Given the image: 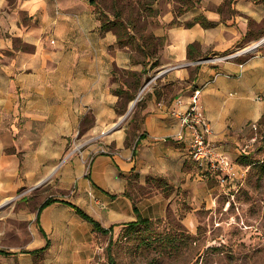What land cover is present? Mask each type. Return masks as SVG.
I'll list each match as a JSON object with an SVG mask.
<instances>
[{
    "label": "crops",
    "instance_id": "crops-1",
    "mask_svg": "<svg viewBox=\"0 0 264 264\" xmlns=\"http://www.w3.org/2000/svg\"><path fill=\"white\" fill-rule=\"evenodd\" d=\"M195 5L179 15L168 0L151 6L160 13L149 18L146 33L162 45L144 67L118 45L113 30L102 29V14L90 0H0V264H97L99 233L70 205L114 233L136 221L134 205L150 220L189 208L183 219L188 224L201 206L216 203L220 186L212 185L217 181L210 174L199 176L187 137H179L186 135L180 118L188 96L200 89L212 129L208 141L235 172L247 132L264 122V0ZM198 15L213 26L171 25L175 18L184 23ZM260 41L245 55L209 60ZM191 44L197 48L189 58ZM153 63L170 91L146 93L141 131L129 137L117 110L132 74H120L140 75ZM133 101H126L125 110ZM77 135L84 145L80 156L63 159ZM51 174L46 199L54 203L39 212L46 199H13ZM46 240L44 253H28Z\"/></svg>",
    "mask_w": 264,
    "mask_h": 264
},
{
    "label": "rangeland",
    "instance_id": "rangeland-1",
    "mask_svg": "<svg viewBox=\"0 0 264 264\" xmlns=\"http://www.w3.org/2000/svg\"><path fill=\"white\" fill-rule=\"evenodd\" d=\"M160 1L93 0L94 7L102 14V22L116 36L122 34L118 45L128 48L132 52V61L144 67L149 65L148 59L152 60L150 54L154 50L149 41L152 35L146 33L149 18L160 13L158 7L151 6L159 5ZM168 1L178 15L184 9L195 8V3H198V0L180 2L181 7L174 5L173 0ZM192 20L182 23L175 18L174 22L175 25H185L192 23ZM113 22L116 24L113 25ZM161 45L160 40L156 57ZM155 66L153 63L142 74L129 77L132 82L130 91H127L121 106L125 109L127 98L131 95L138 97V102L124 119L129 125V137L141 131L144 113L141 99L151 94L152 88L154 92L166 88L162 85V75L157 77L162 71L155 69ZM129 73H121V78ZM169 87L165 89L166 92L170 91ZM78 137L69 141L63 159L68 153H72L73 157L80 156L84 145L77 140ZM246 137L239 158L234 162V179L222 186H234L230 192L225 193L220 187L216 191V203L211 208L201 206L195 212L193 222L188 224L183 219L185 210L189 211V208H184L179 214L174 215L169 211L165 217L153 219L154 223L149 228L130 230L120 227L112 236L99 234L97 264H111L109 256L114 264H264V122L257 130L251 128ZM77 146L80 148L76 150ZM61 161L56 162L57 165ZM51 176L44 178L46 181L39 186L19 191L13 199L43 202L51 195L52 190L47 186ZM216 183L213 181L212 185L217 186ZM144 195L146 191H142ZM20 227L25 229V225ZM110 240L112 245L107 254ZM167 240L172 242L167 245Z\"/></svg>",
    "mask_w": 264,
    "mask_h": 264
},
{
    "label": "built area",
    "instance_id": "built-area-1",
    "mask_svg": "<svg viewBox=\"0 0 264 264\" xmlns=\"http://www.w3.org/2000/svg\"><path fill=\"white\" fill-rule=\"evenodd\" d=\"M260 44H262V41L255 43L245 50L227 56L213 57L209 60L215 63L223 62L235 56L245 55L247 54L245 53L246 51L256 47L258 48ZM188 98V108L180 118L186 135L179 134V137L181 139L187 137L189 157L200 173L199 176L205 175V173L212 176L215 175L218 185L222 187L234 179L233 164L226 155L218 153L208 141L212 129L203 112L201 90L194 89ZM176 103L180 104L181 99H177ZM171 114L175 115V110H172ZM251 128L257 130L256 124H253Z\"/></svg>",
    "mask_w": 264,
    "mask_h": 264
},
{
    "label": "trees",
    "instance_id": "trees-1",
    "mask_svg": "<svg viewBox=\"0 0 264 264\" xmlns=\"http://www.w3.org/2000/svg\"><path fill=\"white\" fill-rule=\"evenodd\" d=\"M90 2H91V4L94 5L93 0H90ZM192 21H193L192 23H187V24H185V26L186 27H191L193 24H200L201 26H203L205 28H210V27L213 26L212 23L208 22L202 15L195 16ZM115 24L116 23H114L113 25H115ZM175 24L176 23L174 21L171 23V25H175ZM106 28H108V26H106L102 22V29H106ZM121 37H122V34L121 35L120 34L117 35V41L119 43L121 41ZM149 41L151 42L152 47H154V50L150 54V57H151V59H155L156 58L155 52H156V50L158 48V45H160V40H158L154 36H151L149 38ZM195 48H197V45H195V44H191V45L188 46V57L189 58L191 57L192 50L195 49ZM130 73L132 75H135L134 72H130ZM115 93L117 95L121 96L122 93H124V92L122 90L118 89V90H115ZM134 99H135L134 96H130V97L127 98V101H133ZM117 111L121 115H123L126 112V110L124 109V106L123 105ZM213 179L216 180V176L215 175L213 176ZM160 181H162V180H160ZM162 183H165V182L162 181ZM165 185H167V184H165ZM111 197L114 198L115 196H111ZM52 203H54V200L52 198L46 199L44 201V203L40 206L39 212L42 209H44L45 207H47L48 205L52 204ZM70 206L73 207V209L75 210L76 214L79 217H81L84 221H86L87 223H89L91 225V227H92V229H93L94 232L99 233V234H102V235H111V236L113 235V227H110L109 229H104L97 221H95L92 217H90L88 214H86L83 210H81V209H79V208H77L76 206H73V205H70ZM134 213H135V216H136V221L130 222V223H126V224L123 225L122 228H127V229H130V230H135L138 227L149 228L151 225H153L154 222L152 220L147 219V218H143L138 213L137 207L135 205H134ZM37 222H38V220H37ZM43 235H44V233H43ZM170 242H172V241L171 240H167V245ZM111 245H112V242L110 240L109 243H108V247H107V254L110 251ZM49 246H50V242H49V240H46V244H45L44 247H42L40 249H36V250L30 251L28 253L29 254H32V255L42 254V253H44L49 248ZM0 254L1 255H5V253L4 252H1V251H0ZM109 259H111V264H114V262H113L112 258H110V256H109Z\"/></svg>",
    "mask_w": 264,
    "mask_h": 264
},
{
    "label": "water",
    "instance_id": "water-1",
    "mask_svg": "<svg viewBox=\"0 0 264 264\" xmlns=\"http://www.w3.org/2000/svg\"><path fill=\"white\" fill-rule=\"evenodd\" d=\"M253 49H254V48L249 49V50L246 51L245 53H250L251 51H253ZM132 103H133V104L130 105V107H129L127 113L123 116V119H125V118L129 115V113L131 112L132 108L136 105V103H137V99H135Z\"/></svg>",
    "mask_w": 264,
    "mask_h": 264
},
{
    "label": "bare ground",
    "instance_id": "bare-ground-1",
    "mask_svg": "<svg viewBox=\"0 0 264 264\" xmlns=\"http://www.w3.org/2000/svg\"><path fill=\"white\" fill-rule=\"evenodd\" d=\"M132 104H133V103H131V105H132ZM79 148H80V146H77V147H76V150L79 149Z\"/></svg>",
    "mask_w": 264,
    "mask_h": 264
}]
</instances>
